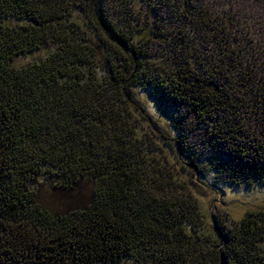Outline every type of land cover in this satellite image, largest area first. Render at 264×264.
Masks as SVG:
<instances>
[{
  "label": "trees",
  "instance_id": "obj_1",
  "mask_svg": "<svg viewBox=\"0 0 264 264\" xmlns=\"http://www.w3.org/2000/svg\"><path fill=\"white\" fill-rule=\"evenodd\" d=\"M77 3L0 0V264H264V210L231 227L206 224L193 180L166 165L162 135L131 97V83L150 88L172 118L181 103L167 96L183 89L160 77L167 66L155 82L146 77V66L157 69L145 51L156 32L108 20L100 0ZM198 17L210 32L212 17ZM220 42L222 71L209 63L204 78L189 75L205 91L188 86L202 119L264 100V75ZM236 84L254 93L247 99ZM243 115L213 129L228 144L222 154L248 151L243 175L262 180L264 112ZM183 156L177 162L190 167Z\"/></svg>",
  "mask_w": 264,
  "mask_h": 264
},
{
  "label": "rangeland",
  "instance_id": "obj_2",
  "mask_svg": "<svg viewBox=\"0 0 264 264\" xmlns=\"http://www.w3.org/2000/svg\"><path fill=\"white\" fill-rule=\"evenodd\" d=\"M78 1L80 7H89L91 0ZM100 1L108 20L112 22L120 20L122 24L137 26L139 29L145 26L150 31L156 32L157 36L147 43L145 51L149 58L147 60L157 69L151 71L149 65L146 66L147 72L150 73L146 77L155 82L159 67L165 65L166 72H161L160 77L170 79L173 86L179 84L183 88L177 90L173 87L167 93V96L172 98L173 96L181 98V103L173 101L174 110L177 109L173 119L170 113L163 110H166L165 104L158 103L150 88L133 83L128 86L134 102L145 112L150 122L155 124L158 133L163 137L158 145L166 155L164 159L166 165L177 171H182L181 168L184 167L186 178L190 177L193 180L191 194L206 224L216 221L222 226L231 227L239 222L246 212L264 210V178L253 180V177L248 178L243 175L247 168L243 161L248 160V156L244 154L248 151L236 153L232 148L233 151L225 150L227 154L223 155L221 151L224 147L229 148L228 144L225 139L224 143L221 135L216 134L218 131L213 129L216 125L223 128L229 125L236 127L234 113L239 111L242 116L251 108L253 111L264 112V100H255L253 106L250 101L244 103L245 106L249 104L251 106L244 112L242 109L238 111L226 107L229 113L210 112L206 119H202L199 115L202 114L200 108L203 107V101L189 97L192 91L188 87L196 84L190 83L189 75L196 74L200 79L204 78L201 70L209 63L215 66L213 70L217 74L222 71L221 60L225 55L220 50L221 37L225 40L223 47L228 46L230 50H234L244 63L250 62L251 74L254 72L259 73V76L264 75V0ZM183 3L187 4L185 9L182 8ZM200 15L212 17L210 24L214 27L210 32L214 33V28H218V37H214L202 25L196 24ZM227 23L231 27H225ZM44 55L45 52L40 50L24 58L17 57L14 65L24 66ZM132 72L134 73L135 69ZM225 73L229 75L228 70ZM223 82L227 88L233 86L232 80L225 79ZM193 86L192 88L197 89V92H205L198 86ZM236 87L240 92L244 89L247 99L254 93L249 84L245 87L236 84ZM257 104L259 105L256 106ZM194 109L198 112V116L194 114ZM251 119L252 116L246 121ZM261 124L264 126V123ZM164 138L170 139V142ZM163 140L172 144L171 151L165 150ZM182 154L189 156L190 160L186 161L191 163L190 167L177 162L178 156ZM186 156L183 157L186 159ZM160 159L163 162V158ZM258 168L264 176V165Z\"/></svg>",
  "mask_w": 264,
  "mask_h": 264
}]
</instances>
